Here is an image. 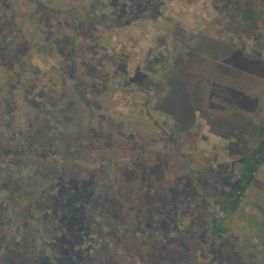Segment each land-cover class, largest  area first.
<instances>
[{
  "label": "rangeland",
  "instance_id": "rangeland-1",
  "mask_svg": "<svg viewBox=\"0 0 264 264\" xmlns=\"http://www.w3.org/2000/svg\"><path fill=\"white\" fill-rule=\"evenodd\" d=\"M238 1L0 0V264H264Z\"/></svg>",
  "mask_w": 264,
  "mask_h": 264
},
{
  "label": "trees",
  "instance_id": "trees-1",
  "mask_svg": "<svg viewBox=\"0 0 264 264\" xmlns=\"http://www.w3.org/2000/svg\"><path fill=\"white\" fill-rule=\"evenodd\" d=\"M250 6V7H249ZM249 7V10H246V8ZM44 9L48 11H54L48 6H43ZM231 11L235 14L240 13L242 11V22L239 25V27L236 29L237 31L241 33H247V34H259L262 38L264 33V21L261 17V13L264 11V0H239L238 3L233 4ZM57 12H59L57 10ZM56 12V13H57ZM66 13L72 18V10H66ZM75 86V84H74ZM264 150L263 146L261 145V149L258 153H261ZM257 153V154H258ZM256 154V155H257ZM255 161H257L255 159ZM250 177L246 176V174L243 175V177L240 178L239 183L232 185V191H235L237 196L240 195V192L246 187V184L250 182Z\"/></svg>",
  "mask_w": 264,
  "mask_h": 264
},
{
  "label": "built area",
  "instance_id": "built-area-1",
  "mask_svg": "<svg viewBox=\"0 0 264 264\" xmlns=\"http://www.w3.org/2000/svg\"><path fill=\"white\" fill-rule=\"evenodd\" d=\"M262 43H263V46H264V33H263V36H262ZM262 159H264V150L261 153H258L256 155V160H257L256 162L259 163V162L262 161ZM225 216H226V211L225 210L221 209V210L218 211V219L219 220H222Z\"/></svg>",
  "mask_w": 264,
  "mask_h": 264
},
{
  "label": "crops",
  "instance_id": "crops-1",
  "mask_svg": "<svg viewBox=\"0 0 264 264\" xmlns=\"http://www.w3.org/2000/svg\"><path fill=\"white\" fill-rule=\"evenodd\" d=\"M260 149H261V144H259L258 146H256V149H255V148L253 149V151L256 152V153L254 154V156L251 155V156L254 157V159H255V155L259 152ZM253 157H251V158L253 159ZM254 159H253V160H254ZM248 160H250V159H248ZM253 160H252V161H253ZM250 161H251V160H250ZM251 163H253V162H251ZM244 170H245V169H244ZM244 174H245V173H244ZM244 174H243V175H244ZM243 175H242V176H243Z\"/></svg>",
  "mask_w": 264,
  "mask_h": 264
}]
</instances>
